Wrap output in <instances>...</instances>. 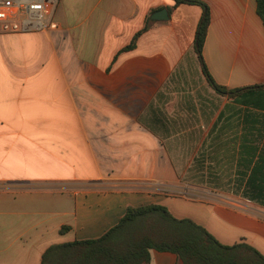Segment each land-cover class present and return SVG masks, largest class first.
I'll list each match as a JSON object with an SVG mask.
<instances>
[{
    "label": "crops",
    "instance_id": "1",
    "mask_svg": "<svg viewBox=\"0 0 264 264\" xmlns=\"http://www.w3.org/2000/svg\"><path fill=\"white\" fill-rule=\"evenodd\" d=\"M198 1L210 78L264 84L255 0ZM201 14L173 0H54L56 29L0 35V264H40L49 246L99 237L145 204L264 256V206L242 195L239 161L264 139L252 132L264 88L230 97L207 84ZM152 261L176 264L168 252Z\"/></svg>",
    "mask_w": 264,
    "mask_h": 264
},
{
    "label": "trees",
    "instance_id": "2",
    "mask_svg": "<svg viewBox=\"0 0 264 264\" xmlns=\"http://www.w3.org/2000/svg\"><path fill=\"white\" fill-rule=\"evenodd\" d=\"M173 1L175 5L193 4L202 8L195 33L194 51L207 84L217 94L240 96L244 92L264 88V84H261L227 90L217 85L208 75L201 56L209 23L207 7L198 0ZM255 3L264 30V0H255ZM147 25L146 20L141 31ZM140 32L133 36L124 51L134 47ZM260 128L252 127V132L258 137L264 132V124ZM246 143L250 144L244 146L249 156L239 161L240 166L250 170V173L248 176L246 172L243 173L246 182L242 195L264 206V139H252ZM153 251L173 254L176 264H264V256L243 240L230 245L222 244L203 226L189 218H176L159 204L127 206L119 220L102 235L51 245L41 255L40 264H153Z\"/></svg>",
    "mask_w": 264,
    "mask_h": 264
},
{
    "label": "built area",
    "instance_id": "3",
    "mask_svg": "<svg viewBox=\"0 0 264 264\" xmlns=\"http://www.w3.org/2000/svg\"><path fill=\"white\" fill-rule=\"evenodd\" d=\"M53 6L54 0H0V35L56 29Z\"/></svg>",
    "mask_w": 264,
    "mask_h": 264
},
{
    "label": "water",
    "instance_id": "4",
    "mask_svg": "<svg viewBox=\"0 0 264 264\" xmlns=\"http://www.w3.org/2000/svg\"><path fill=\"white\" fill-rule=\"evenodd\" d=\"M167 17V13L165 10H160V11H157L156 13H154V15H152V19L153 20H157L158 18H166Z\"/></svg>",
    "mask_w": 264,
    "mask_h": 264
},
{
    "label": "rangeland",
    "instance_id": "5",
    "mask_svg": "<svg viewBox=\"0 0 264 264\" xmlns=\"http://www.w3.org/2000/svg\"><path fill=\"white\" fill-rule=\"evenodd\" d=\"M199 84V83H198ZM203 97L205 98V99H209V98H211L212 97V99H213V101H215V99H216V96H214V94H211V93H209V92H207L206 90H204V92H203ZM221 102L223 101L222 99H220V98H218ZM222 191V190H221ZM224 192H222L221 194H223Z\"/></svg>",
    "mask_w": 264,
    "mask_h": 264
}]
</instances>
